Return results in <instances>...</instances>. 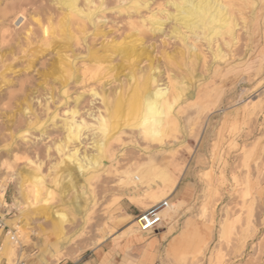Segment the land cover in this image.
I'll return each mask as SVG.
<instances>
[{"label":"rangeland","instance_id":"374dc122","mask_svg":"<svg viewBox=\"0 0 264 264\" xmlns=\"http://www.w3.org/2000/svg\"><path fill=\"white\" fill-rule=\"evenodd\" d=\"M130 1L89 0L93 26L86 23L76 39L71 11L58 0H0V180L10 174L26 179L22 218L34 209V225L62 243L52 262L58 264L88 258L117 232L130 231L131 242L135 217L164 200L169 182H176L168 171L185 162L187 179L202 187L186 214L211 238L187 242L185 252L165 256V264H264V0H222L232 5V25L217 27L211 42L180 30L165 0H149L127 16ZM127 43L139 55L115 51ZM148 76L184 88L186 102L174 108L163 142L149 141L137 127L112 128L89 179L75 164H61L55 146L64 141L66 111L93 125L104 113L101 96L126 97ZM117 120L115 127L134 123L124 115ZM94 146L85 130L69 148L81 157L95 155ZM31 177L42 179L35 200ZM4 193L2 202L12 205L16 184L8 180ZM180 207L169 206V215ZM42 209L48 214L41 216ZM5 235L0 231L1 244ZM23 238L10 236L0 261L12 246L15 262L29 242Z\"/></svg>","mask_w":264,"mask_h":264},{"label":"bare ground","instance_id":"6f19581e","mask_svg":"<svg viewBox=\"0 0 264 264\" xmlns=\"http://www.w3.org/2000/svg\"><path fill=\"white\" fill-rule=\"evenodd\" d=\"M58 1L64 8L70 10L72 15L74 14L73 16L69 14V19L71 17L74 18L72 21L70 20V24L71 26H75H72V28L74 30V34L77 35L76 39H78L79 36L85 31L86 23L91 25V27L93 26L92 20L95 17L96 10L89 9V0H83L85 2V6L87 3L86 7H79L78 0ZM148 2L149 0H131L127 9L125 10L127 13L126 15L128 16L130 14L138 13V11L142 8L146 9L149 5ZM165 4L168 8L172 9V13L168 14V17L172 18L171 20H174L176 24L181 26L179 28L180 30L184 28L194 37L206 39L208 42L213 41L217 33L215 30L217 27L221 28L223 26L230 28L232 25V22L230 21V19L233 17L231 13L232 10L230 11L232 5L229 2L224 3L222 0H165ZM23 19L24 18L22 16L19 17L15 21V24L21 23ZM59 27H63V24H60L58 28ZM176 30L178 29L174 28V31ZM47 33V29L44 28L42 30V34L46 35ZM182 38L184 40L187 39L186 36H182ZM136 49L137 48L134 44L127 43L116 48L115 51L119 54H122L123 56H137L139 54L137 53ZM96 60L97 58L93 57L92 61ZM54 67L55 62L51 64L49 70H52ZM183 93L184 88L177 87L175 83H172V81H168L167 84L160 85L154 77L148 76L143 77L142 80L136 81L131 88L130 94L126 97L122 96L109 100L108 98L101 96L100 101L103 106L104 113H99L94 118L95 122L93 125H87V123L83 120H76V116L78 115L76 110L66 111L69 117L63 119L60 125L61 130L65 132L64 141L55 146V151L57 154L64 156L61 164H65V161H69L73 165L75 164L74 166L77 171L80 172V175L86 179H89L90 170L97 171V168L102 163L101 151L103 143L107 134L111 132L112 128L116 129V132H119V130H123L124 128L137 127L149 141L162 143L163 140L168 136L171 127H173L170 124V118L174 113V108H176V106H180L181 103L186 102L183 100ZM94 95L96 96L97 94L94 93ZM121 115L132 119L134 123L129 124L127 122L125 125L115 127L118 126L115 125V122L118 121L117 117ZM55 125L56 123L53 124V126ZM85 130L92 132L96 154L89 155L83 152L82 156L79 157L78 149H75V147L69 148V145H72L75 141H77ZM42 134L43 132L41 135ZM144 150L146 152V149ZM67 165L68 164L65 166L67 167ZM23 179L24 178L21 176V174H10L8 178L0 180V193H4L8 180H10L11 183H15L18 190L17 195L13 196V202L11 205V208L17 210L18 216H15L9 222L10 230L8 233H6L5 239L1 244L0 253L7 251L6 243L10 236H14L16 239L24 237L25 224L23 223L22 218V200L25 198V193H23L22 185L24 183L22 184V182H24L26 179L24 181ZM30 183L32 189L31 195L33 196V200H35L38 188L42 186V179L38 177H31ZM175 185L176 182H169V193L172 192V189ZM46 195H50V193L48 192ZM76 199L77 197H74V201ZM0 201L2 202L1 198ZM170 211L171 209L168 205V208L163 211L164 220L167 219L168 221H171L172 217L169 215ZM40 213L42 214L41 216L48 214L46 209L40 210ZM56 216L60 220H64L65 218L63 213L57 214ZM12 228L16 229V233L13 232L14 230H12ZM135 232L137 231H132L133 240L136 239L133 236V233ZM40 261L43 260L41 259Z\"/></svg>","mask_w":264,"mask_h":264},{"label":"crops","instance_id":"0c3cea01","mask_svg":"<svg viewBox=\"0 0 264 264\" xmlns=\"http://www.w3.org/2000/svg\"><path fill=\"white\" fill-rule=\"evenodd\" d=\"M189 171L190 167L185 162L181 166H173L172 170L168 171L176 179V185L172 192L165 195L164 200L168 202L169 206L181 204L178 212L172 215L171 221L163 219L162 211L161 222L157 228L146 232L137 230L133 233L135 240L128 241L130 231L125 234L117 232L111 239L97 244L88 258L81 256L75 260L62 259L58 264H165L163 258L168 255L184 253L187 242H196V240L200 242L202 238L210 239L209 232H204L201 224L186 214L190 204L196 200L202 190L201 184L196 181L191 183L187 179ZM25 204L28 205L27 200H25ZM29 213H34V209L28 208L23 216L24 237L29 242L21 247L16 256L17 260H22L24 264H52L54 258L63 253L64 247L59 240L55 239L53 233H42L41 228L34 225L36 219L30 218ZM15 216L18 215L12 214L6 219L5 223L8 229L9 222ZM122 221L127 222L128 219H122ZM172 247L174 248L169 251ZM10 249L11 252L1 259L0 264L12 263L15 252L12 246ZM41 259L43 261H40Z\"/></svg>","mask_w":264,"mask_h":264},{"label":"built area","instance_id":"2783aa9c","mask_svg":"<svg viewBox=\"0 0 264 264\" xmlns=\"http://www.w3.org/2000/svg\"><path fill=\"white\" fill-rule=\"evenodd\" d=\"M5 195V194H4ZM168 208V202L162 200L161 202L149 207L147 210L139 213L136 217V229L140 232H146L156 229L161 222V212ZM14 208L7 204L4 200L0 202V230L3 233H8L9 229L6 226V219L13 214ZM12 264H24L22 260H16Z\"/></svg>","mask_w":264,"mask_h":264}]
</instances>
